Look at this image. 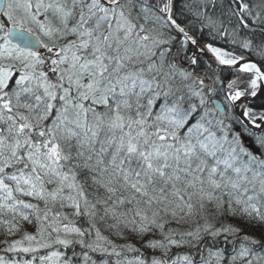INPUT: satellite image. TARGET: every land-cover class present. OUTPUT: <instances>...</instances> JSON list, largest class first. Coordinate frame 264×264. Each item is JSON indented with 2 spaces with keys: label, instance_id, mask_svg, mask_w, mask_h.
<instances>
[{
  "label": "snow or ice",
  "instance_id": "6c2138e0",
  "mask_svg": "<svg viewBox=\"0 0 264 264\" xmlns=\"http://www.w3.org/2000/svg\"><path fill=\"white\" fill-rule=\"evenodd\" d=\"M0 264H264V0H0Z\"/></svg>",
  "mask_w": 264,
  "mask_h": 264
}]
</instances>
